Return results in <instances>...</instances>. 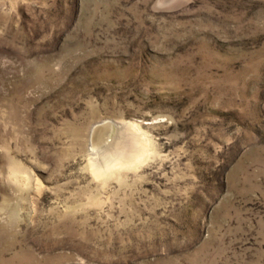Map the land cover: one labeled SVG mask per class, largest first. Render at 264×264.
<instances>
[{"label": "rangeland", "instance_id": "rangeland-1", "mask_svg": "<svg viewBox=\"0 0 264 264\" xmlns=\"http://www.w3.org/2000/svg\"><path fill=\"white\" fill-rule=\"evenodd\" d=\"M0 264H264V0H0Z\"/></svg>", "mask_w": 264, "mask_h": 264}, {"label": "bare ground", "instance_id": "bare-ground-1", "mask_svg": "<svg viewBox=\"0 0 264 264\" xmlns=\"http://www.w3.org/2000/svg\"><path fill=\"white\" fill-rule=\"evenodd\" d=\"M105 124V123H104ZM103 125V124H102ZM112 127V126H111ZM108 130V129H107ZM94 132V131H93ZM93 134V133H92ZM104 137V136H103ZM102 140V139H101ZM105 140V139H104ZM116 160V159H115ZM117 161V160H116Z\"/></svg>", "mask_w": 264, "mask_h": 264}]
</instances>
